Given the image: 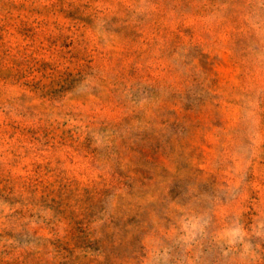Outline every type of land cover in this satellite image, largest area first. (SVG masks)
Wrapping results in <instances>:
<instances>
[{
  "label": "rangeland",
  "instance_id": "374dc122",
  "mask_svg": "<svg viewBox=\"0 0 264 264\" xmlns=\"http://www.w3.org/2000/svg\"><path fill=\"white\" fill-rule=\"evenodd\" d=\"M0 264H264V0H0Z\"/></svg>",
  "mask_w": 264,
  "mask_h": 264
}]
</instances>
